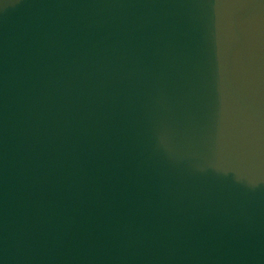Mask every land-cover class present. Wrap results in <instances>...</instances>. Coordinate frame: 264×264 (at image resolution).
<instances>
[{
    "label": "water",
    "instance_id": "water-1",
    "mask_svg": "<svg viewBox=\"0 0 264 264\" xmlns=\"http://www.w3.org/2000/svg\"><path fill=\"white\" fill-rule=\"evenodd\" d=\"M0 264H264V0H0Z\"/></svg>",
    "mask_w": 264,
    "mask_h": 264
}]
</instances>
